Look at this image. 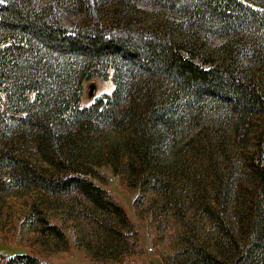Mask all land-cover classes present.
<instances>
[{"label": "trees", "instance_id": "obj_1", "mask_svg": "<svg viewBox=\"0 0 264 264\" xmlns=\"http://www.w3.org/2000/svg\"><path fill=\"white\" fill-rule=\"evenodd\" d=\"M46 1L0 0V200L35 189L28 222L64 240L43 200L68 194L86 248L118 257L133 234L94 181L109 165L183 227L182 263L264 264V0ZM57 9L83 17L68 29ZM95 77L113 90L81 105Z\"/></svg>", "mask_w": 264, "mask_h": 264}, {"label": "rangeland", "instance_id": "obj_2", "mask_svg": "<svg viewBox=\"0 0 264 264\" xmlns=\"http://www.w3.org/2000/svg\"><path fill=\"white\" fill-rule=\"evenodd\" d=\"M34 7H41L46 0H29ZM87 5L93 7L96 0H86ZM149 14L159 11L156 6H143ZM90 11H87L88 16ZM92 12V10H91ZM93 13V12H92ZM91 14V13H90ZM89 14V15H90ZM57 20L66 28L72 29L79 22L83 14H70L61 9L55 10ZM174 18V15L166 14ZM212 46L221 45L223 39L208 36ZM240 62L248 63L247 57L241 56ZM113 83L101 77L92 78L83 83L81 105L90 104L97 96L110 93ZM99 179L94 181L108 191L113 199L125 212L131 223L133 234L128 241L130 249L118 257L97 256L87 249V241H94L93 228L85 224L76 214L74 217L65 215L70 208V199L66 195H59L58 200H43L44 207H48V218L53 224L61 227L64 240L42 237L30 224L33 207H40L38 192L33 188H17L2 195L0 200V254L31 253L48 264H184L183 255H178L183 247L180 235L183 227L174 217H162L155 214L153 194L141 192L130 185L123 172H115L109 165L96 166ZM65 196V197H64ZM49 203L48 205H46ZM59 203L61 205L56 206ZM60 206L65 209L60 210ZM57 207V209H55ZM188 216L192 217L189 213ZM32 218H34L32 216ZM66 219L63 222V219ZM90 247L96 246L93 242ZM96 248V247H95Z\"/></svg>", "mask_w": 264, "mask_h": 264}]
</instances>
